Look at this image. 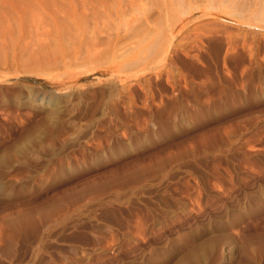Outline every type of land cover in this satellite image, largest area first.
<instances>
[{
  "label": "rangeland",
  "instance_id": "obj_1",
  "mask_svg": "<svg viewBox=\"0 0 264 264\" xmlns=\"http://www.w3.org/2000/svg\"><path fill=\"white\" fill-rule=\"evenodd\" d=\"M69 1L0 52V264H264V0Z\"/></svg>",
  "mask_w": 264,
  "mask_h": 264
},
{
  "label": "bare ground",
  "instance_id": "obj_2",
  "mask_svg": "<svg viewBox=\"0 0 264 264\" xmlns=\"http://www.w3.org/2000/svg\"><path fill=\"white\" fill-rule=\"evenodd\" d=\"M144 1H146L148 3L150 0H86L85 11L87 14V18H91V17L94 18V16L98 17V15L101 12H103L109 21H111L113 18H115L113 23H116L117 26H120L117 22H121V20L126 16V13L128 12V9L124 8V5L128 6V8L130 10H136V9L137 10H144V5H143ZM170 1H172V0H170ZM170 1H168L167 3H169ZM175 1L177 3H180L181 0L180 1L175 0ZM69 5H70L69 0H62L61 4L58 1L56 3L55 0H0V45H1L0 46V52L4 49V54H5L6 45L12 44L11 46L10 45H8V46H10V47H12V49H14L13 52L19 53L17 55L20 56L19 57L20 60H21V58H24L27 55L29 56L28 58L27 57L24 58L25 61H27L29 58H33L32 56H34L35 52L38 51L35 48H33L35 46L33 42L37 43L40 46V48H42V47L45 48V52H46V49L48 47L51 48V45L57 44V43H59V41H57L55 39V41L53 42V40L50 38V36H49V39H51V40L47 39L48 36H47V38L44 36V42H42V44L46 43L44 45L45 47L43 45H41V43L39 42V40H40L39 38L41 36L39 37V35H38V30H37L36 25L35 24L33 25V23H30L31 21H33L32 17L30 15L34 16V13L36 14V11H38V10L42 11V12L45 11V13L47 11L48 13L52 14L53 19L56 20V25H55L56 28L58 27V29H59L61 26L64 27V28L61 27L63 29L62 33H61V31H59L60 29L58 30L61 33L59 36H61L62 34L63 35L65 34V36H67V35H69L68 31H70V29L66 28L65 24H66V22L68 23L70 21L68 19L69 18L68 14L70 12V11L68 12ZM242 6H243V4H242ZM167 9H170V8H166L165 6L161 5V11H163V14H165V12L169 11ZM32 11H34V12L32 13ZM239 11H240V9H239ZM30 12L32 14H30ZM58 12H61V14H60L61 17L58 14ZM256 12H259V11L257 10ZM161 14H160V16H162ZM58 15H59V17H58ZM62 16H63V18H62ZM52 17H51L50 22L52 21L54 23ZM58 18H62V19L58 20ZM65 19H68L69 21L66 20V22H64ZM62 20H64V21H62ZM58 21L60 23H58ZM53 30H55V29H53ZM56 32H57V29H56ZM52 33H53V35H56V36L58 35V32H57V34L55 33V31ZM47 35H49V34H47ZM56 36H55V38H58ZM51 37H52V34H51ZM45 38L48 40V42H46L47 40ZM52 38H54V36ZM64 38L67 39L68 37H63V38L61 37L60 39H64ZM7 40L8 41L10 40L11 43H8ZM41 41H42V39H41ZM29 46H31L33 48L32 52H30L31 47H29ZM9 48L7 47V49H9ZM37 48L39 49V47H37ZM95 51L96 50L94 49L93 52L95 54H97L98 52H95ZM15 53H14V55H15ZM15 57H17V56H15ZM35 57H37V55ZM35 57L33 59H35ZM38 58H39V56H38ZM24 59H22V60H24ZM32 61L33 60H31L30 62H32ZM21 63H23V62H21ZM24 64H25V62H24Z\"/></svg>",
  "mask_w": 264,
  "mask_h": 264
}]
</instances>
